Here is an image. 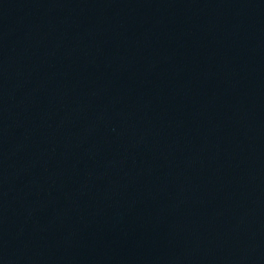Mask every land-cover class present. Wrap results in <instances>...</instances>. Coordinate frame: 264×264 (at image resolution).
<instances>
[{
    "label": "water",
    "instance_id": "obj_1",
    "mask_svg": "<svg viewBox=\"0 0 264 264\" xmlns=\"http://www.w3.org/2000/svg\"><path fill=\"white\" fill-rule=\"evenodd\" d=\"M0 264H264V0H0Z\"/></svg>",
    "mask_w": 264,
    "mask_h": 264
}]
</instances>
